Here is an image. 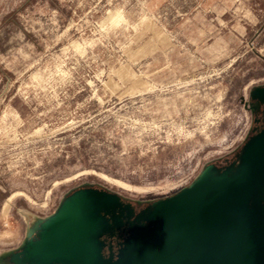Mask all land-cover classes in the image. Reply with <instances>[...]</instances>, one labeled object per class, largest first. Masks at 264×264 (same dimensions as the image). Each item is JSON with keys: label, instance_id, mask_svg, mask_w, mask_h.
<instances>
[{"label": "rangeland", "instance_id": "rangeland-1", "mask_svg": "<svg viewBox=\"0 0 264 264\" xmlns=\"http://www.w3.org/2000/svg\"><path fill=\"white\" fill-rule=\"evenodd\" d=\"M264 0H0V264L69 192L135 204L252 137Z\"/></svg>", "mask_w": 264, "mask_h": 264}, {"label": "water", "instance_id": "water-1", "mask_svg": "<svg viewBox=\"0 0 264 264\" xmlns=\"http://www.w3.org/2000/svg\"><path fill=\"white\" fill-rule=\"evenodd\" d=\"M264 102V87L252 91ZM264 131L250 138L239 163L207 165L174 195L150 203L114 262L103 261L102 214L114 194L80 188L41 224L18 264H264Z\"/></svg>", "mask_w": 264, "mask_h": 264}, {"label": "flooded vegetation", "instance_id": "flooded-vegetation-1", "mask_svg": "<svg viewBox=\"0 0 264 264\" xmlns=\"http://www.w3.org/2000/svg\"><path fill=\"white\" fill-rule=\"evenodd\" d=\"M259 103L261 105V113L257 114L255 118V125L252 129V137L257 136L264 131V102L259 101ZM240 154L237 157H234L223 168L230 166L232 164L237 165L239 163ZM85 188L94 189L88 192L89 194L115 195V197L111 199L112 200L111 204L110 205L106 204L105 209H103L102 211V214L105 217V228L100 235V239L103 241V245H102L103 261L108 263L114 262L118 259V255L120 254V251L123 248L125 241L128 238H130L132 233L136 229H138L139 226L148 224L143 219V216L150 203L137 205L135 204L133 199L122 195L123 193L109 190L101 186L85 187ZM74 192L75 190L69 192L68 194L71 195ZM260 195L261 197L264 198V185H263V190H261L260 192ZM263 205H264V201H263ZM56 211H54L52 215ZM41 224L42 222H40V224L36 227V229L26 238L24 246L15 252L13 258H16L17 260L23 259L24 257V255L22 254L23 250L26 247H31V243L39 239L42 230ZM26 264H31V263H26Z\"/></svg>", "mask_w": 264, "mask_h": 264}]
</instances>
